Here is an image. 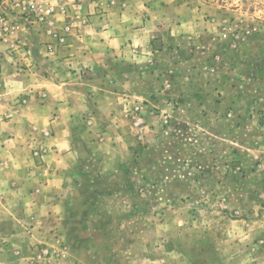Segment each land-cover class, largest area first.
I'll use <instances>...</instances> for the list:
<instances>
[{
  "label": "rangeland",
  "instance_id": "rangeland-1",
  "mask_svg": "<svg viewBox=\"0 0 264 264\" xmlns=\"http://www.w3.org/2000/svg\"><path fill=\"white\" fill-rule=\"evenodd\" d=\"M41 4L0 2L40 41L1 56L0 264H264V0Z\"/></svg>",
  "mask_w": 264,
  "mask_h": 264
},
{
  "label": "crops",
  "instance_id": "crops-1",
  "mask_svg": "<svg viewBox=\"0 0 264 264\" xmlns=\"http://www.w3.org/2000/svg\"><path fill=\"white\" fill-rule=\"evenodd\" d=\"M8 1L9 0H0L1 5H2L3 8L8 3ZM15 37H20L24 43H26V40H28L30 44H32L33 42H35L34 45L39 46V42L40 41H39L38 37H36V32L35 31L29 30V29H26V28H23L21 26L19 28H17V30L15 32V35L12 38H10L8 40V42H1L0 43V77L2 76L1 69H6V64L4 62H2V59H1L2 52L5 51L6 48L8 49V48L11 47V45L14 43ZM41 37H42V35H41ZM42 38H43V40H41V42L47 40L46 36H43ZM43 85L45 87H47V94H48V97L49 98H50V95L51 94L54 95L58 91L63 92V91L66 90V84H64L62 82H60L59 84H55V83H53L51 81V82L45 83ZM51 99H54V98L51 96ZM59 101H61V100H58V103H59ZM56 104L53 103V106L56 105ZM58 106H59V109L61 110V109H64L66 105L59 103ZM61 107H64V108H61Z\"/></svg>",
  "mask_w": 264,
  "mask_h": 264
},
{
  "label": "built area",
  "instance_id": "built-area-1",
  "mask_svg": "<svg viewBox=\"0 0 264 264\" xmlns=\"http://www.w3.org/2000/svg\"><path fill=\"white\" fill-rule=\"evenodd\" d=\"M16 6L23 11V14L26 15L28 23H48L51 22L52 9L48 5H43L41 2L44 0H14ZM20 1L27 2L25 8H21ZM9 27L7 24L6 18L0 12V34H5L8 32Z\"/></svg>",
  "mask_w": 264,
  "mask_h": 264
}]
</instances>
